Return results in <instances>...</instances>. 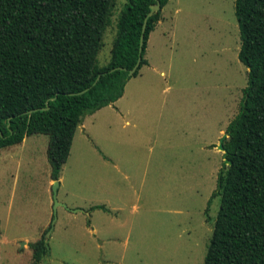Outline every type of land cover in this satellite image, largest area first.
<instances>
[{"label":"rangeland","instance_id":"1","mask_svg":"<svg viewBox=\"0 0 264 264\" xmlns=\"http://www.w3.org/2000/svg\"><path fill=\"white\" fill-rule=\"evenodd\" d=\"M234 1L170 0L162 9L144 56L151 65L89 126L96 140L77 133L55 211L48 137L0 149V264H31L28 245L42 236L49 252L40 264H203L220 201L204 214L223 167L217 147L247 84ZM125 3L113 0L99 67ZM93 202L106 211L86 212Z\"/></svg>","mask_w":264,"mask_h":264},{"label":"trees","instance_id":"2","mask_svg":"<svg viewBox=\"0 0 264 264\" xmlns=\"http://www.w3.org/2000/svg\"><path fill=\"white\" fill-rule=\"evenodd\" d=\"M158 1L161 8L147 18L139 53L142 25L156 1L126 0L109 63L99 67L113 0H0V149L47 136L50 178L57 181L82 119L117 102L148 64L149 35L170 0ZM234 15L247 84L225 129L231 165L220 170L204 212L219 197L203 264H264V0H235ZM139 55L140 65L129 76ZM115 68L124 70L111 72ZM95 210L106 211L96 205L86 212ZM28 246L31 264H40L49 252L44 236Z\"/></svg>","mask_w":264,"mask_h":264},{"label":"crops","instance_id":"3","mask_svg":"<svg viewBox=\"0 0 264 264\" xmlns=\"http://www.w3.org/2000/svg\"><path fill=\"white\" fill-rule=\"evenodd\" d=\"M163 20H164V19L160 20V21L156 24L154 30L150 33L149 38L151 37L152 33H154V31L156 30L157 26H159L160 24L163 23ZM148 40H149V39H148ZM147 43H148V42H147ZM147 62H148V66L151 65V63H150L148 60H147ZM121 98H122V97H121ZM114 104H115V103H114ZM114 104H113L112 106H114ZM109 108H111V105H110V106H107V107H104V108H102V109H100L99 111L95 112V113L92 114V115L85 116V117L82 119L81 123L78 125V127H77V129H76V132H75V134H74L73 141H72V145H71V149H70L71 151H72V149H73V144H74V141H75V138H76L77 133H79L80 136H81V134H82V135L85 134V136L90 135L94 140L97 139L95 136H93L92 134H90V128H89V126H90V125H91V126H94L95 123H96V120L98 119V117L103 116L102 114H104V112H105L107 109H109ZM118 111L121 113V110L118 109ZM128 124H129V121L125 120V125H128ZM94 134H97V131H95ZM23 142H24V140H23ZM23 142H22V143H23ZM21 145H22V144H21ZM94 147H95V149H96L97 151H96L95 149H91V150L94 152L95 156L98 157L99 161H100L102 164L105 165V159L103 158V156H102V154H101V151L99 150V148H98L97 146H94ZM69 155L71 156V153H69ZM70 156H68V157H70ZM106 163H107V162H106ZM114 168H115V165H114ZM50 183H52V181H50ZM96 205H100V206H104V207H105V204H104L103 202H93V203L87 205V209L90 208V207H92V206H96ZM96 211H97V210H96ZM92 212H95V211H92ZM92 212H91V213H92ZM90 229H91L92 232L96 233V230H95L94 228H90Z\"/></svg>","mask_w":264,"mask_h":264},{"label":"water","instance_id":"4","mask_svg":"<svg viewBox=\"0 0 264 264\" xmlns=\"http://www.w3.org/2000/svg\"><path fill=\"white\" fill-rule=\"evenodd\" d=\"M156 1V4L155 5H152L150 6V12L148 13L147 17L145 18L144 22H143V25H142V29H141V36H140V41H139V53H141L142 51V48H143V40H144V33H145V28H146V23H147V18L152 16L154 13L158 12L160 10V3L158 0H155ZM140 61H141V56L139 55L138 59H137V63L136 65L133 67V69H131L129 72H128V75L131 76L139 67L140 65ZM114 70H124L123 68H115V69H112V71ZM100 76L97 77L96 81L94 82V84L99 80ZM86 91V90H85ZM83 91V92H85ZM49 109V107L47 106L45 108V110ZM43 110V109H41ZM36 111V110H34ZM32 111H29L28 113H31ZM1 135V133H0ZM227 138V135L224 134L223 137L220 139L219 141V145L217 147V149L219 151H221L223 153V167L222 169H225L227 166L231 165V162L227 160L226 158V151L223 147V141L224 139ZM59 186V182L58 180L57 181H53V187H52V197H53V201H54V206H53V209L55 211V208L57 206H59V203L57 202L56 200V195H57V187ZM63 206V204H61ZM77 210H73V212H76ZM46 239V237H45ZM25 244V242H20V247H22L23 245Z\"/></svg>","mask_w":264,"mask_h":264}]
</instances>
